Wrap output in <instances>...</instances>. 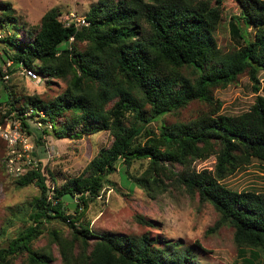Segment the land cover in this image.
<instances>
[{"label": "trees", "instance_id": "obj_1", "mask_svg": "<svg viewBox=\"0 0 264 264\" xmlns=\"http://www.w3.org/2000/svg\"><path fill=\"white\" fill-rule=\"evenodd\" d=\"M232 1L237 14L229 25L237 46L228 51L214 36L225 0H98L84 15L87 25L78 27L65 25L67 17L58 7L48 9L37 24L18 26L11 3L0 2V27L23 29L19 37L6 31L0 40V81L4 69L9 74L22 63L46 81L66 82L48 100L9 95L0 102L7 107L0 111V124L13 113L29 131L26 112L32 109L31 116L42 112V123L51 124L42 133L55 138L103 131L111 136L81 174L60 186L52 175L48 185V168L41 162L12 178L17 187L36 185L39 195L29 211L8 217L0 228V264H53L52 244L60 264H200L198 257L206 250L197 241L188 245L149 233L96 234L91 229L89 205L106 185L115 186L110 176L119 165L125 178L151 197L172 186L210 203L219 218L209 231L233 228L239 259L234 264H264V191H238L223 182L254 159L264 164V95H256L249 109L237 115L221 114L213 98L215 88L244 72L259 90L264 0ZM64 42L69 45L61 47ZM194 100L209 109L187 122H160ZM212 155L214 169L193 166ZM136 162H144L143 168L132 173ZM65 194L79 201L75 210L67 208ZM19 212L11 210V216ZM135 220L155 226L140 215ZM18 221L22 224L15 226ZM53 222L65 225L66 232ZM42 235L49 246L35 247Z\"/></svg>", "mask_w": 264, "mask_h": 264}, {"label": "rangeland", "instance_id": "obj_2", "mask_svg": "<svg viewBox=\"0 0 264 264\" xmlns=\"http://www.w3.org/2000/svg\"><path fill=\"white\" fill-rule=\"evenodd\" d=\"M0 2L11 3L14 8L12 14L16 19L15 24L21 26L22 24L39 23L42 15L51 7L60 8L62 18L68 17L70 12L83 17L98 0H0ZM236 11V3L232 0H225L222 6V19L214 33L217 44L224 51L237 46L230 33L229 25L231 17L237 14ZM15 24H9L2 30L13 33L17 37L19 33L23 35V29L18 30L14 27ZM68 45V42H64L61 47ZM2 64L0 50V65ZM258 78L259 90L257 92L252 88L253 83L246 72L239 75L235 82L215 88L213 98L221 104L220 113L237 115L248 110L256 95H264V71L258 73ZM65 86L66 82L62 79H51V81H46V78L41 77L35 80L28 79L20 75L17 68L9 73L7 81H0V102H4L9 95L20 98L35 95L48 100L62 92ZM6 109V104L2 103L0 111L3 113ZM208 109V104L194 100L184 108L163 115L160 122L167 124L187 122ZM14 116L11 113L5 118L4 123L0 124V228L6 225L8 217L17 219L29 211L31 201L39 195V188L34 184L24 187L15 185L12 178L19 174L15 166L24 164L20 172H25L27 167L37 166L41 162L48 168L46 172L48 185L52 186L50 179L52 175L56 179V184L60 186L67 178L81 174L98 150L108 146L111 141V136L107 131L84 135L77 139L55 138L52 134L42 133L43 125L41 128L37 127L38 118L36 116L29 117L27 120L29 131L23 128ZM152 125L155 126L156 122H152ZM6 132L11 136L16 134L19 139L25 140L26 150L23 151L22 145L19 144V151L11 152L10 135L6 137ZM17 152L22 154L19 161L16 156ZM9 155H13L17 160L11 168L6 165V158ZM215 162V156L212 155L205 160L193 162V166L197 170H212ZM143 165L144 162H136L129 171L139 173ZM117 168L118 171L110 176L115 186L112 188L106 185L100 197L89 205L87 211L90 227L96 234L110 230L134 236L149 233L152 237L180 239L188 245H193L197 241L206 250L205 253L200 252L202 253V257H198L200 264H234L239 261L237 247L233 241V228L224 225L215 231H209L219 218V214L210 203L202 202L196 195L191 196L183 189L172 186H169L163 193L151 197L125 178L120 165ZM223 182L238 191H264V164L254 159L245 168L227 176ZM74 202L77 204L79 201L74 198ZM11 210H20V212L16 216H11ZM136 215L153 221L155 226L140 224L135 220ZM21 224L22 221H18L15 226ZM52 226L61 227L65 232L67 230L62 223L53 222ZM47 245L49 246L48 237L42 235L36 240L34 246ZM49 249L57 257L53 264H60L56 245H50Z\"/></svg>", "mask_w": 264, "mask_h": 264}, {"label": "built area", "instance_id": "obj_3", "mask_svg": "<svg viewBox=\"0 0 264 264\" xmlns=\"http://www.w3.org/2000/svg\"><path fill=\"white\" fill-rule=\"evenodd\" d=\"M71 22H73L77 27L78 26H82V25H87L85 17L84 16L83 17H79L74 12H70L68 14L67 20H65V25L69 26ZM6 34H7V32H4L2 30V28L0 27V40L3 39L6 36ZM70 39H72V38H70ZM7 64H9V62ZM18 69H19L20 75H22V76H24V77H26L28 79H33V80L40 79V76L33 69L28 68L27 66L23 65L22 63L19 64ZM1 78H2L3 81H7L8 80L9 74H8L6 69L3 70V75L1 76ZM26 113H27L26 114L27 119H29V117H32L31 116L32 109H28ZM34 116H36L38 118V121L36 122V125H37L38 128H41L42 125H43V127L47 126L48 128H51V124L50 123L45 124V125L42 124V121L40 119V118H42L44 116L42 112H40V115H34ZM7 132L5 133V136L8 137L10 135V137H9L10 151L11 152L19 151V149H18L19 144L22 145L23 151H25L26 147H27L25 140L19 139L18 138L19 136L16 135V134H13L12 136H11V134L8 135ZM16 156H17V160L19 161V159L21 158L22 154L20 152H17ZM15 159H16V157H14L13 155H9L6 158V165L9 168H11L17 162V160H15ZM23 166H24V164H19V165L15 166L16 170L19 173V174H17V176H19L22 173H24V172H20V169L23 168Z\"/></svg>", "mask_w": 264, "mask_h": 264}, {"label": "water", "instance_id": "obj_4", "mask_svg": "<svg viewBox=\"0 0 264 264\" xmlns=\"http://www.w3.org/2000/svg\"><path fill=\"white\" fill-rule=\"evenodd\" d=\"M62 200L66 203L67 208H69L71 211L75 210L77 207L72 194L63 195Z\"/></svg>", "mask_w": 264, "mask_h": 264}]
</instances>
